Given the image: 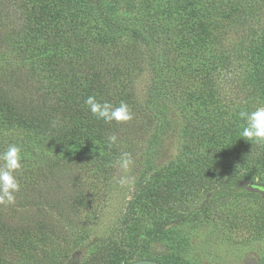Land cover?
I'll list each match as a JSON object with an SVG mask.
<instances>
[{
    "label": "trees",
    "instance_id": "obj_1",
    "mask_svg": "<svg viewBox=\"0 0 264 264\" xmlns=\"http://www.w3.org/2000/svg\"><path fill=\"white\" fill-rule=\"evenodd\" d=\"M90 95L134 119L97 120ZM261 106L264 0H0V151L25 154L0 264H68L86 246L89 264H190L191 240L148 251L190 225L264 235V144L239 135ZM114 204L121 237L96 224Z\"/></svg>",
    "mask_w": 264,
    "mask_h": 264
},
{
    "label": "rangeland",
    "instance_id": "obj_2",
    "mask_svg": "<svg viewBox=\"0 0 264 264\" xmlns=\"http://www.w3.org/2000/svg\"><path fill=\"white\" fill-rule=\"evenodd\" d=\"M120 176L122 175L120 174ZM253 205L252 200H249L247 208L255 207ZM73 210H80V208L75 207ZM122 210V204H114L108 208L107 219L103 223H96L106 236L108 234L115 237L122 236V231H119L120 221L118 219ZM251 211H253L252 208ZM53 220L55 221L51 222L58 228L68 227L62 217H54ZM76 224H82V220L78 216L73 221V225ZM181 239L191 240V248L184 252V256L190 264H264V235H259L258 229L251 228L245 232L238 233L236 231L234 234H229L219 224L218 227H213L212 224L202 228H198L196 225L180 227L167 238L155 242L153 248L148 252L154 256L168 255L169 251L166 248L173 241L179 242ZM53 244L55 245L47 248L45 253L55 252L62 243L58 241ZM91 255L89 247L86 246L77 250L68 261L71 262L70 264H89L93 260V256L90 258ZM130 255L134 257L133 262L139 261V253L127 254V256Z\"/></svg>",
    "mask_w": 264,
    "mask_h": 264
},
{
    "label": "clouds",
    "instance_id": "obj_3",
    "mask_svg": "<svg viewBox=\"0 0 264 264\" xmlns=\"http://www.w3.org/2000/svg\"><path fill=\"white\" fill-rule=\"evenodd\" d=\"M87 110L97 120L106 124L123 125L134 119V113L127 102L121 101L114 105L106 100H98L95 95H90L84 101ZM240 118L244 121L239 135L252 143L264 144V106L252 111H241ZM57 121H53V127ZM108 141L116 143L117 137L111 135ZM25 154L16 143H9L0 151V205H13L16 194L21 190L19 174L24 170ZM127 162L125 161V166Z\"/></svg>",
    "mask_w": 264,
    "mask_h": 264
},
{
    "label": "water",
    "instance_id": "obj_4",
    "mask_svg": "<svg viewBox=\"0 0 264 264\" xmlns=\"http://www.w3.org/2000/svg\"><path fill=\"white\" fill-rule=\"evenodd\" d=\"M130 264H164V263L154 261V260H139V261L132 262Z\"/></svg>",
    "mask_w": 264,
    "mask_h": 264
}]
</instances>
